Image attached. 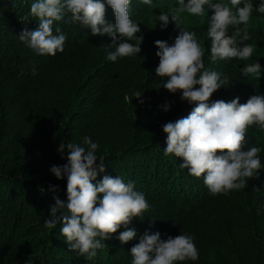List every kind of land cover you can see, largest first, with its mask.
<instances>
[{
	"label": "trees",
	"instance_id": "16d2710c",
	"mask_svg": "<svg viewBox=\"0 0 264 264\" xmlns=\"http://www.w3.org/2000/svg\"><path fill=\"white\" fill-rule=\"evenodd\" d=\"M32 2L0 0V264H131L128 255L140 236L157 231L162 240L181 234L194 238L199 259L178 264H264V192L258 197L251 193L249 188L255 181L251 180L244 189L209 195L202 186L203 174L196 178L179 167L182 158L164 155L166 133L156 130L148 137L147 126L155 117L149 110H140L151 102L158 103L153 101L157 96L163 104L170 105L167 111L164 107L160 110L169 122L186 117L195 107L194 103L181 100V92L172 94L164 89L162 84L167 78L155 74L158 48L152 46L150 39L161 34L154 31L160 28V12L168 13L177 3L173 7L170 1L153 0V7H149L141 0H131L130 18L141 29L136 35L143 36L141 52L113 62L106 59L107 52L115 50L109 47L111 38L92 36L90 29L71 22L67 11L63 20L53 24L54 34L59 27L66 36L64 51L55 56L36 54L18 38L25 28L35 30L39 26L30 15ZM102 2L107 9L105 19L114 24L113 10L106 0ZM247 2L253 10L248 23L250 38L244 43L254 47L252 57L247 61L217 59L213 63L210 48L204 51L203 58L211 62V66L205 65L206 69L220 73L221 80L228 78L218 90L219 100L225 102L239 97L244 104L264 88V13L257 11L261 0ZM209 13L206 10L203 16L189 15L188 31L199 36L203 33L205 40L208 17L212 15ZM233 33L228 31V35ZM258 60L262 81L241 71L245 64ZM33 69L37 70L35 75ZM135 75L140 76L139 84L146 95L138 104L139 111L131 110L139 126L134 140L131 142L130 136L125 135L107 147L92 139L98 144L97 155L105 157V172H98L93 183L104 175L120 176L125 183H134L149 208L127 226L136 230L135 239L122 244L118 236L126 229L121 226L110 239L102 241L106 248L99 249L94 259L86 260L77 251L69 250L61 234L62 210L58 209L52 217L54 197L67 202V178L57 179L50 168L67 163V153L62 155L58 148L61 140L71 142L73 133L82 139L85 134L98 139L108 130L109 134L116 131L109 128L129 111L126 97L133 95L130 92ZM40 98L46 103L42 105ZM54 102L62 104L54 113L67 108L63 127L47 114L46 109H52ZM246 134L248 146L259 147L264 158V131L251 125ZM82 146L87 147L84 143ZM108 148L113 150L104 153L103 149ZM261 165L259 172H264V163ZM243 216L247 221L240 226ZM50 218L57 221L53 229L44 226Z\"/></svg>",
	"mask_w": 264,
	"mask_h": 264
},
{
	"label": "clouds",
	"instance_id": "9594fccd",
	"mask_svg": "<svg viewBox=\"0 0 264 264\" xmlns=\"http://www.w3.org/2000/svg\"><path fill=\"white\" fill-rule=\"evenodd\" d=\"M141 2L153 7V0ZM106 3L115 15L114 24L105 19L107 9L102 0H33L30 15L38 20L39 26L35 30L25 28L18 38L38 55L55 56L57 52H63L66 36L59 27L54 34L53 24L63 20L67 11L71 13V22L90 29L92 36L111 38L109 47L115 50L107 52V60L114 62L118 57L137 55L141 52L143 36L136 35L141 29L130 18L131 0H106ZM177 4L175 9L168 13L161 11L157 17L160 31L174 22L178 35L170 32L172 39L176 37L171 46L166 41H155L158 48L156 56L159 57L155 74L167 78L162 84L164 89L172 94L181 92V100L194 103L195 107L186 117L163 125V132L167 134L164 155L182 158L179 167L187 169L196 178L203 174L204 184L214 196L244 189L248 179L258 175L264 163L261 149L250 148L245 141L249 126L256 125L264 130V95H252L244 104L240 103L239 97L229 102L220 98L212 102L221 95L218 90L228 78L221 80L220 73L207 70L205 65L211 66V62L217 59L247 61L252 57L254 47L244 41L250 38L248 22L253 5L247 0H227V3L177 0ZM205 5L213 13L210 12V26L208 31L205 29L203 40V33L202 38L182 26L181 14L187 12L203 16ZM257 11L264 13V0H261ZM241 24L244 26L242 29L237 27L232 35H228L229 26ZM132 40L138 43H130ZM208 48L211 62L203 58ZM36 71L32 70L33 75ZM241 71L245 76L261 77L258 62L245 64ZM196 85L200 87L195 88ZM141 96L140 91L134 93L137 99ZM168 107L165 105L164 110L167 111ZM83 143L87 147L65 143L64 140L60 142L58 152L62 155L67 153V163L53 165L50 171L57 179L67 178V202L54 197L56 206L51 208V214L55 217L57 210H62L61 234L69 250L92 260L99 249L107 247L102 241L110 239L121 226L126 229L118 236L122 244L135 239L136 230L127 226L134 218L142 217L149 205L143 193L135 190L134 183H125L120 176L104 175L99 182L93 183L98 172H105V157L97 155L98 144L90 137L85 136ZM56 223L50 218L44 221V226L53 229ZM131 256V264H174L199 259L192 236L181 234L162 240L158 231L145 232L140 236L139 243L131 248Z\"/></svg>",
	"mask_w": 264,
	"mask_h": 264
},
{
	"label": "rangeland",
	"instance_id": "374dc122",
	"mask_svg": "<svg viewBox=\"0 0 264 264\" xmlns=\"http://www.w3.org/2000/svg\"><path fill=\"white\" fill-rule=\"evenodd\" d=\"M186 22L191 23L190 20H186ZM157 40L166 41L167 43L172 42L173 39L170 36L169 25L167 26V28H165L161 31L160 36H157L155 38L150 39V42L155 49H157V47L155 45V41H157ZM45 58H47V57H45ZM139 77L140 76L135 75V78H137V79L135 80V85H133V88L130 92V94H133V95L131 97L130 96L126 97V100L128 101L127 105H128L129 111L127 113L123 114V117L115 119L117 121V124H111V127L109 128L111 130L120 131L121 134L118 135V133L116 131L109 134V130H108L103 135H101L98 139L92 137L90 134H85V136H88L93 140H98L101 143H103L104 145H106L107 147H112V145L115 143V141H118V139L120 141V139L122 137H124L125 135L130 136L131 142L134 140V133L139 126H137L136 123L134 122L133 117L131 115V110L134 109V111H136V110L139 111L138 104L141 103V98L143 96L145 97V95H146V94H143L144 91L141 88V85L139 84V82H140ZM136 91H140L142 94V96L139 99L134 97V93ZM155 100L158 101V103L151 102L148 107H145L143 109V111L140 110L141 113L149 110L150 115L153 114L155 117V119L152 122H150L147 126V131L150 133V134H148V137H151V134L156 130H159L160 132L163 131L162 126L169 122L168 119L163 118L165 115L161 114L160 110L165 105H168L169 106L168 109H170V105L168 103L163 104L162 101H160V96H157L156 98L153 99V101H155ZM39 101L41 102L42 105L46 103V101H44L42 98H40ZM61 106H62L61 103L54 102L52 109H49V110L46 109L48 116L52 117L54 122L56 123V125L59 127H63V121L62 120H63V117L65 116V114L67 113V108L65 110L61 109L57 113H54L53 111L55 109H60ZM115 126H117V129L114 128ZM154 135H156V134H154ZM71 137H72V139L70 138L71 142L79 144L80 146H82L83 139L81 137L77 136L75 133H73L71 135ZM22 139H24V138H19L20 141H22ZM93 142L97 143L96 141H93ZM83 147H86V146H83ZM110 150H113V149L112 148L103 149L104 153H107ZM252 179H254L255 182L252 185V187L250 186V188H249L251 193L255 192V195H257V197H258V195L262 196V192H264V172H258V175L255 176V174H254V176L252 178H249L247 181L248 185ZM202 186L207 191V193L210 195V192H209L207 186L205 184H202ZM257 199H259V198H257ZM254 207L257 208L258 206H254ZM246 221H247V218L245 216H243L240 226H242L243 223ZM128 256L130 257L128 262L132 261V256L131 255H128ZM178 263H180V261L177 262V264Z\"/></svg>",
	"mask_w": 264,
	"mask_h": 264
}]
</instances>
